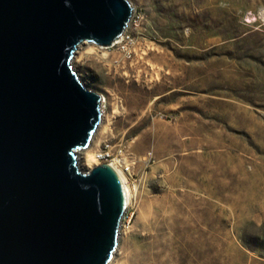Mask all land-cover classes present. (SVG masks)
Returning <instances> with one entry per match:
<instances>
[{"label": "rangeland", "instance_id": "1", "mask_svg": "<svg viewBox=\"0 0 264 264\" xmlns=\"http://www.w3.org/2000/svg\"><path fill=\"white\" fill-rule=\"evenodd\" d=\"M128 2V51L85 43L72 61L106 99L81 168L130 146L109 264H264V0Z\"/></svg>", "mask_w": 264, "mask_h": 264}, {"label": "water", "instance_id": "2", "mask_svg": "<svg viewBox=\"0 0 264 264\" xmlns=\"http://www.w3.org/2000/svg\"><path fill=\"white\" fill-rule=\"evenodd\" d=\"M128 0H0V264H109L127 209L108 164L83 173L102 96L72 61L111 47Z\"/></svg>", "mask_w": 264, "mask_h": 264}, {"label": "built area", "instance_id": "3", "mask_svg": "<svg viewBox=\"0 0 264 264\" xmlns=\"http://www.w3.org/2000/svg\"><path fill=\"white\" fill-rule=\"evenodd\" d=\"M134 17V12H133V16L131 18V20ZM130 20V22H131ZM129 22V23H130ZM129 27V25H128ZM128 27L125 30V32L123 33L122 37L116 41L111 47H108L106 49H111L114 48L116 46H120L121 44H123L125 42V45L122 46V50L124 51H128V40L130 39L129 34L127 33L128 31ZM80 48V47H79ZM102 101H101V111L103 112V116L105 115V109H106V100H105V96L102 95ZM129 149L130 146L128 144V142L126 141H104L100 147L98 148V150H96V152L93 155V161L91 164V166H87L86 170H83L80 166V155H81V151L83 150H79L77 151V160H78V167L79 169L81 168L83 173H90V171L95 168L96 166H100L103 164H108L109 166H111L117 173H120L124 178L126 183L128 184L129 179L133 177L134 175V171H133V164L131 161L128 160L129 157ZM129 219V205L127 206V209L121 219V223H120V228L119 231L121 230V228L124 226V223Z\"/></svg>", "mask_w": 264, "mask_h": 264}, {"label": "bare ground", "instance_id": "4", "mask_svg": "<svg viewBox=\"0 0 264 264\" xmlns=\"http://www.w3.org/2000/svg\"><path fill=\"white\" fill-rule=\"evenodd\" d=\"M92 161H93V157H89V160L86 161L88 163V165L85 163L86 166H89L90 167L91 166V163L90 162H92ZM80 170H82V169L80 168ZM118 175H119V177H120V179H121V181H122V183L124 185V189H125V192H126L127 206H128L131 203V190H130L128 184L126 183L125 178L120 173H118Z\"/></svg>", "mask_w": 264, "mask_h": 264}]
</instances>
